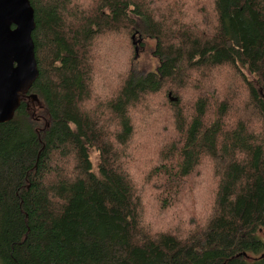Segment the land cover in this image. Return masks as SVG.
Here are the masks:
<instances>
[{
	"label": "trees",
	"instance_id": "obj_1",
	"mask_svg": "<svg viewBox=\"0 0 264 264\" xmlns=\"http://www.w3.org/2000/svg\"><path fill=\"white\" fill-rule=\"evenodd\" d=\"M29 2L39 74L0 124V264H264V0H206L208 17L173 0ZM133 34L159 62L139 78ZM106 66L124 79L96 96ZM135 116L145 140L151 120L171 129L141 189Z\"/></svg>",
	"mask_w": 264,
	"mask_h": 264
},
{
	"label": "rangeland",
	"instance_id": "obj_2",
	"mask_svg": "<svg viewBox=\"0 0 264 264\" xmlns=\"http://www.w3.org/2000/svg\"><path fill=\"white\" fill-rule=\"evenodd\" d=\"M77 1H80V0H77ZM85 1H88V0H85ZM173 1H176V2L178 1L177 3L179 4V6H183L184 10H189V11L192 10L190 14L195 15L198 13H202V16L204 15L207 16L210 14V12L203 5V2H205L206 0H200L199 1L200 4L198 5L196 4L192 5L191 0H173ZM81 6L84 7V4L82 3ZM191 19L192 18H188L186 21L189 22V20ZM131 38H133L131 43H133L134 56H135L133 58V61L131 62V69L134 70L135 77L139 78L141 75L145 74L146 72L155 70L159 62H158V59L154 57L153 55L154 48H155V42L153 40L143 38L140 35H136V34H133ZM116 48H117V51H115ZM135 48L137 49L136 51H135ZM110 50H112L111 51L112 53H115L116 55H118L121 61H125V62H128L130 52H132L129 45L127 44L126 37L125 36L123 37V35H119L115 37V39L112 40ZM110 50H106V53ZM108 71H109V68H107L106 66L104 69H102L101 71L97 73L98 80L96 81V83H93V92L96 96L102 92L103 93L106 92L108 94L107 91H109L111 93L112 91L109 89V87L113 85V88H114L115 85H118L120 82L119 78L123 76L121 74H114L110 76L111 80L108 81V78H109ZM122 78L124 79V77ZM101 80L102 82L100 83ZM166 93L168 96V99L166 98V100L161 95H158L155 97V98H159L158 99L159 104L162 103V99H163V103L160 106V109H163V110L168 109L166 105V101L168 103L174 101L173 99L174 97L172 96L171 92L168 91ZM228 98L231 99V97H228ZM147 106L149 107V109L151 108V106H149L148 104ZM163 110H159V111H163ZM135 120H136V126H137V134L134 140V148L136 147L135 150L137 151V153L135 154V157H137L138 155H141L144 158V161L141 162L140 164V170L143 173L141 174L140 177L138 174H136L135 176L136 183L134 184L135 186L137 184V187L141 189L143 186L146 187L144 181L148 180L149 176H151L152 172H150V168L154 166L157 159L160 158L159 156H160V153L163 147L165 149V147L169 143H171V140H169V142L165 144L168 140L164 139L163 141V138H158V137L165 135V138H166V136L170 134L171 129L168 127V124L166 123L165 119L161 121L151 120L150 122H148V129H149L150 135L153 138L151 140L150 139L145 140L146 135L143 134V129H144L143 121L140 116H135ZM89 157L92 163V167L96 171L98 155L95 151H91ZM203 173L204 172L200 170L198 174L195 176V178L193 179L192 187H193L194 192L195 190L199 188V185L202 181ZM139 180H141V182ZM190 200L191 198H188L186 201H184V198H182L180 202H178L177 200L178 204L172 207L173 210H170V212L168 213L167 211H164L170 217L168 221L180 222V216L178 212L181 207L184 208V210H186L187 207L189 206ZM145 205L146 207L144 211V217L147 218L151 222L159 221V218L163 216V213L158 208L155 209L154 202H152L151 200H145ZM263 232L264 231L262 230L261 233L263 234Z\"/></svg>",
	"mask_w": 264,
	"mask_h": 264
},
{
	"label": "water",
	"instance_id": "obj_3",
	"mask_svg": "<svg viewBox=\"0 0 264 264\" xmlns=\"http://www.w3.org/2000/svg\"><path fill=\"white\" fill-rule=\"evenodd\" d=\"M34 30L29 0H0V124L12 120L38 78Z\"/></svg>",
	"mask_w": 264,
	"mask_h": 264
}]
</instances>
